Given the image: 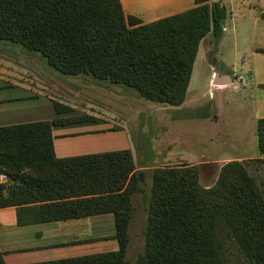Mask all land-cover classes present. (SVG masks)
<instances>
[{"label":"trees","instance_id":"16d2710c","mask_svg":"<svg viewBox=\"0 0 264 264\" xmlns=\"http://www.w3.org/2000/svg\"><path fill=\"white\" fill-rule=\"evenodd\" d=\"M225 17V8L209 0H194L192 8L150 23L125 15L120 0H0V40L39 53L63 75H90L132 88L150 102L179 105L200 40L211 33L217 41ZM88 122L93 119L77 121ZM62 124L0 128V175L7 177L0 183V208L15 207L21 223L25 205L94 203L93 211L112 212L118 249L32 264H126L131 198L148 177L147 252L139 264H225L217 228L231 230L251 264H264V219L254 213L253 191L239 190L232 180L223 184L243 170L240 163L223 165L217 185L204 189L197 166L148 173L136 170L128 150L58 159L50 129ZM255 134L257 161H264V119ZM36 217L35 211L25 222Z\"/></svg>","mask_w":264,"mask_h":264},{"label":"crops","instance_id":"0c3cea01","mask_svg":"<svg viewBox=\"0 0 264 264\" xmlns=\"http://www.w3.org/2000/svg\"><path fill=\"white\" fill-rule=\"evenodd\" d=\"M120 1L124 14L135 16L142 23L194 6V0ZM209 3H218L226 10L221 36L215 41L208 33L200 40L184 98L179 105H173V109L178 112L200 95L195 73L199 61L203 64L202 83L212 102L216 104L214 93L218 92L221 103L230 101L236 109L243 110L256 131L257 121L264 119V0H209ZM71 77L110 84L90 75H63L39 53L0 40V128L61 121L62 125L50 129L56 158L128 150L136 170L144 169L137 165L134 144L123 115L129 110L125 104L130 98L141 96L132 88L114 84L126 89L121 88L124 94L122 115L104 118L108 123H102L94 114L84 115L82 104L71 102L75 90ZM94 83V88H104ZM83 117H91L93 122L77 123ZM249 141L251 153L232 157L234 160L260 158L258 151L252 154L257 142L255 133ZM2 176L5 175H0V183L4 181ZM62 201L36 202L21 207L25 208L19 212L21 223L15 207L0 208V252L5 264L40 263L118 249L111 211H93L97 207L94 203L47 207ZM35 211L38 220L25 222L33 218Z\"/></svg>","mask_w":264,"mask_h":264},{"label":"rangeland","instance_id":"374dc122","mask_svg":"<svg viewBox=\"0 0 264 264\" xmlns=\"http://www.w3.org/2000/svg\"><path fill=\"white\" fill-rule=\"evenodd\" d=\"M195 73L199 80L200 95L178 112L172 104L144 101L138 95L125 104V107H129L123 113L125 126L132 137L137 165L148 173L163 167L197 166L198 185L212 189L217 185L219 173H225L221 167L237 161L243 166L249 182L241 170L227 178L228 181H223V184L232 180L239 190H252V203L257 209L254 213L264 219V161H257L258 158L233 159L251 153L249 140L252 133H255V127L243 110L236 109L230 101L221 103L218 92L214 93L218 104L212 102L202 83L203 64L199 61L196 62ZM70 82L75 89L71 102L82 104L84 115L94 114L102 123L105 122L104 118L122 115L120 110L124 106V94L121 88L124 87L74 78ZM92 83L104 88H94ZM256 153L254 147L252 154ZM3 180L2 183L7 184L6 176ZM150 187L148 177L141 185L142 191L131 198L128 211L130 220L126 227V264L141 263L147 252L144 227L148 220L146 203ZM217 231L225 264H251L229 228H217Z\"/></svg>","mask_w":264,"mask_h":264},{"label":"water","instance_id":"95a60500","mask_svg":"<svg viewBox=\"0 0 264 264\" xmlns=\"http://www.w3.org/2000/svg\"><path fill=\"white\" fill-rule=\"evenodd\" d=\"M214 84H219L218 82H214Z\"/></svg>","mask_w":264,"mask_h":264},{"label":"built area","instance_id":"2783aa9c","mask_svg":"<svg viewBox=\"0 0 264 264\" xmlns=\"http://www.w3.org/2000/svg\"><path fill=\"white\" fill-rule=\"evenodd\" d=\"M3 178L5 179V176H2V179H3Z\"/></svg>","mask_w":264,"mask_h":264}]
</instances>
